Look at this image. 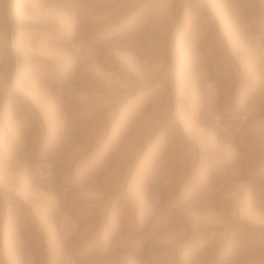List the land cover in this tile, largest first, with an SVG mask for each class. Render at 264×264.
Listing matches in <instances>:
<instances>
[{"label": "rangeland", "instance_id": "obj_1", "mask_svg": "<svg viewBox=\"0 0 264 264\" xmlns=\"http://www.w3.org/2000/svg\"><path fill=\"white\" fill-rule=\"evenodd\" d=\"M0 264H264V0H0Z\"/></svg>", "mask_w": 264, "mask_h": 264}]
</instances>
